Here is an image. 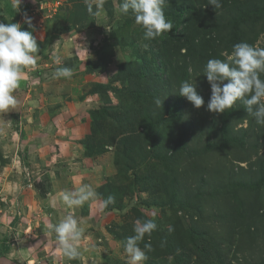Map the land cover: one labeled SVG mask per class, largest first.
Wrapping results in <instances>:
<instances>
[{
	"label": "rangeland",
	"instance_id": "374dc122",
	"mask_svg": "<svg viewBox=\"0 0 264 264\" xmlns=\"http://www.w3.org/2000/svg\"><path fill=\"white\" fill-rule=\"evenodd\" d=\"M121 2L107 0L100 15L93 17L83 0H22L18 11L12 0H0V20L21 23L24 30L33 31L41 45L37 67L25 70V79L14 92L17 107L0 112V264H127L123 242L134 235L137 219L147 220L155 213L154 244L166 245L169 240L175 249L190 227L191 219L177 203L166 201L164 207L158 203L168 197L164 162L128 152V162L116 167V144L102 155L88 152L87 146L96 139L88 133L87 113L97 106L119 104L131 110L135 99H141L133 91L128 93L132 86L128 81L115 79L125 65L140 63L141 54L149 47L135 20L128 24L132 14L119 11ZM25 14L32 18L31 29L24 23ZM257 46L264 47V32ZM57 56L62 66L74 69L71 79H53ZM103 85L109 87L104 90ZM86 99L88 104H80ZM204 101L199 108L188 106L190 111L178 127L188 129L193 150L207 141L206 126L213 116L206 108L208 100ZM247 125L245 119L236 126ZM263 160L264 135L257 149L182 158L171 173L193 185L199 176L206 178L205 190L210 195L202 221L214 236H232L235 245L226 250L232 264H259L264 257V222L256 240H243L238 234V203L260 207L264 189L236 188V184L255 181L254 171ZM82 185L92 186L97 198L80 208H65L60 193ZM109 195L115 197V203L102 209L100 204ZM52 200L55 208L50 206ZM69 211L83 220L86 228L82 256L71 261L62 255L54 233L47 228ZM169 225L174 227L171 233ZM147 240L145 236L141 248Z\"/></svg>",
	"mask_w": 264,
	"mask_h": 264
},
{
	"label": "trees",
	"instance_id": "16d2710c",
	"mask_svg": "<svg viewBox=\"0 0 264 264\" xmlns=\"http://www.w3.org/2000/svg\"><path fill=\"white\" fill-rule=\"evenodd\" d=\"M165 15L172 20L173 29L154 40L145 39L149 47L146 54H141V62L135 66L125 65L115 78L128 81L132 85L128 93L133 91L134 96L141 99L139 102L135 99L130 105L131 110L120 104L92 108L88 113V133L91 139L96 140L92 141V146H86L89 147V154L102 155L110 150L109 146L116 144V167L122 161L128 162V152H139L141 158L164 162L163 175L168 179L164 189L168 197L158 203L161 207L166 205V201L177 203L192 222L189 221L190 227L185 230L176 249L169 240H166V245H155L151 235L153 250L148 252L149 258L144 264H232L226 253L235 245L232 236H214L202 221L205 218L204 205L209 202L210 195L205 190L208 184L206 178L199 176L193 185L189 180H180V176L172 177L171 173L176 162L182 158L190 160L212 152L257 149L264 127L238 101L225 113L211 111L213 116L206 126L207 141L198 150H193L188 141V129L178 128L192 103L178 92L183 81L196 82L198 94H203L210 101L211 85L202 73L204 66L209 59H224L222 52L231 54L236 43L247 42L257 46L264 32V0H222V7L217 10L208 4V0H169ZM134 20L132 16L128 24ZM148 52L150 55H147ZM108 87L103 85L102 89ZM156 98L163 100L161 107L155 105ZM135 105L137 109L134 111ZM245 119L247 127L237 128V123ZM254 172L252 180L255 181L236 184V188L246 191L264 189V160ZM134 181L136 186L139 180ZM261 198V205L257 208L242 201L238 203L241 217L238 234L243 240H256L259 236L260 224L264 222V190ZM170 256L175 258L162 261ZM259 264H264V257Z\"/></svg>",
	"mask_w": 264,
	"mask_h": 264
},
{
	"label": "clouds",
	"instance_id": "9594fccd",
	"mask_svg": "<svg viewBox=\"0 0 264 264\" xmlns=\"http://www.w3.org/2000/svg\"><path fill=\"white\" fill-rule=\"evenodd\" d=\"M21 2L22 0H12L13 8L18 11ZM106 2L107 0H83L89 15L93 17L100 15ZM168 4L169 0H122L119 11L124 15L131 13L136 25L143 30L144 38L154 40L169 33L174 27L172 20L165 15V7ZM208 4L217 10L222 7V0H208ZM24 23L32 28V18L26 14ZM40 40L42 41L41 37ZM40 50L41 45L32 30H24L19 22L4 23L0 20V112L17 107L18 99L14 92L25 79V70H35L37 67V53ZM221 56L224 59H209L202 70L211 85L208 110L225 113L239 101L258 124L264 125V47L240 42L233 45L231 54L222 52ZM54 62L57 67L53 79L73 77L74 69L62 66L59 56ZM188 71L191 72L192 69L189 68ZM178 94L186 97L196 108L205 103L204 98L197 92L196 82L183 81ZM155 105L161 107L163 100L156 98ZM96 198L97 192L90 185L60 193V201L67 209L80 208ZM114 203L115 197L109 195L100 207L107 208ZM50 206L55 208L56 201H50ZM155 215L153 213L150 219H137L134 222V235L127 237L123 242L124 251L128 256L127 264H143L148 260V252L153 250L151 235L158 227ZM47 228L54 233L56 246L65 258L70 261L81 258V242L86 232L83 220L69 211L57 223L47 224ZM168 231L173 232L174 227L169 225ZM145 236L149 239L141 248L140 244L144 242Z\"/></svg>",
	"mask_w": 264,
	"mask_h": 264
},
{
	"label": "crops",
	"instance_id": "0c3cea01",
	"mask_svg": "<svg viewBox=\"0 0 264 264\" xmlns=\"http://www.w3.org/2000/svg\"><path fill=\"white\" fill-rule=\"evenodd\" d=\"M89 99H86V100H84L83 102H81L80 104H84L85 102H87ZM89 102H87V104H88ZM81 107H85V105H80ZM87 118H89V116H88V113H87ZM87 127H88V130H89V121H88V124H87Z\"/></svg>",
	"mask_w": 264,
	"mask_h": 264
}]
</instances>
